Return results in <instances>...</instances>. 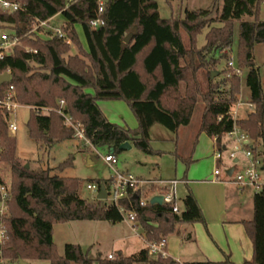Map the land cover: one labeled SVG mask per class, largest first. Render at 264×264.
<instances>
[{"label":"trees","instance_id":"obj_1","mask_svg":"<svg viewBox=\"0 0 264 264\" xmlns=\"http://www.w3.org/2000/svg\"><path fill=\"white\" fill-rule=\"evenodd\" d=\"M9 1L21 8L8 14L0 13V26L11 32L9 40L17 39V44L0 59V74H10L9 83L0 87V99L11 86L15 101L29 108L26 127L29 138L35 143L52 146L73 138V131L55 112L61 100L63 111L82 125L94 148L117 151L120 145L131 141L140 151L149 154V130L153 125L159 124L176 135L200 112L197 134L205 133L212 138L217 152L221 153L223 146L226 148V135L236 126L252 142V160L258 158L257 145L264 146V89L253 62V48L264 44V22L258 18L264 0H221V10L214 17L210 9H198L185 10L183 18L170 19L159 17L155 0H136L124 35L118 26L126 22L118 23L110 15L113 5L120 0H105L101 14L97 11L98 0ZM56 15L64 21L59 29L76 48L75 55H71L70 47L52 32L47 33L46 39L31 32L37 22L48 21ZM244 16L252 21L239 24L235 65L247 71L244 83L253 111L245 119L235 120L230 113L239 101L240 78L233 74L214 82L210 73L220 60L230 58L233 23ZM97 18L103 25L92 29L89 24ZM213 23L221 26L209 27L205 44L198 48V35ZM75 26L81 28L86 48ZM133 27L137 31L125 44L123 39ZM182 33L187 39L186 45ZM224 50H228V54H219ZM98 101L125 102L136 119L137 128L131 130L107 122L97 106ZM44 108L51 111L42 113ZM182 161L186 168L190 165V158ZM0 164L10 172L7 211L0 218L6 235L0 244V261L178 264L160 256L149 259L147 247L129 257L118 253L113 260L107 257L92 260L78 245L66 244L63 256H59L52 240L54 224L70 221L116 224L122 222L123 217L116 207L106 206L103 201L83 200L81 180L59 177L50 169L25 168L16 156V139L8 134L7 114L1 108ZM71 166L72 157H69L55 170ZM260 170L264 172V158ZM93 183L108 185L104 180ZM0 184H4L1 179ZM144 192V187L136 192L129 189L119 205L126 213L136 215L135 226L149 244L176 234L178 224L204 223L191 192L177 204L179 214L171 212L172 204L140 206ZM242 224L253 250L247 264H264V185L252 197V218Z\"/></svg>","mask_w":264,"mask_h":264},{"label":"rangeland","instance_id":"obj_2","mask_svg":"<svg viewBox=\"0 0 264 264\" xmlns=\"http://www.w3.org/2000/svg\"><path fill=\"white\" fill-rule=\"evenodd\" d=\"M103 2L105 3V0H103ZM155 2L161 19L183 18L185 10L192 11L198 9H210L212 11V17H214L217 12H220L222 6L221 0H155ZM134 8L131 0H120L112 7L110 13L111 17L116 19L118 23L120 21L126 22L123 25L119 23L120 26H118V30L122 35L126 33V25H130L131 23ZM258 18L260 21L264 22V2L259 7ZM241 21H252V18L244 16L240 21H234L231 56L229 59L220 60L218 65L211 68V70L213 69L211 73H214L211 80L214 82H219L224 77L233 75L234 70L238 69L235 64L239 24ZM57 23V19H54L52 22V24L56 26L58 25ZM213 26L220 27L221 24L213 23L212 26L210 25L202 30L197 37L198 48H201L205 44V35L209 27ZM76 28L78 33L82 35L81 28L79 26H76ZM10 33L9 29L0 26V37L3 34L9 35ZM182 37L186 45L187 39L183 33ZM68 46L71 50L70 54L75 55L77 50L74 45L70 42ZM219 54H228V50L221 51ZM253 62L255 67L258 68L261 82L264 84V44H257L254 46ZM229 63H232V67L229 66ZM238 70L240 74L236 76L240 78V93L238 97L240 98V100L238 99L240 113L237 117L241 119L244 117V113L249 111L247 104L249 91L244 83L247 71ZM202 76L203 73L199 75L200 80ZM87 93L91 94V91H87ZM97 105L100 106L102 114L106 119L113 124L120 127H127L131 130L137 128L136 119L125 102L98 101ZM199 116L200 112H197L191 123L186 127L180 128L176 135L159 124L153 125L149 130V154L140 151L131 141L128 142L129 149L118 148L117 151L113 149L108 150L107 148H94L90 145L84 146L81 141L74 138L59 141L52 146L37 144L28 136L26 123L29 118V108L27 107H19L16 110L14 120L16 131L11 133L8 130V134L16 139V156L24 164V167L27 165L28 168L31 167L33 169H50L53 174L59 177L81 180L82 187L80 190V197L92 203L95 200V196L86 189V185H95L93 182L97 180L108 181L113 174L112 169L108 168L103 161V158L107 154L114 155L117 161L114 166L115 170L120 173L130 174L138 180L159 182L183 178L185 173L184 165L181 161L176 160L175 152L183 156H187L188 153L191 152ZM224 143H226L227 151H221L222 163L218 165L222 176L225 174L228 167L233 166L231 160L228 158V153L233 149L234 143L227 138H225ZM251 144L252 142L250 141L249 145ZM257 146L259 153L256 159L259 162L257 170L260 175L258 184L262 186L264 185V172L260 170V167L264 158V146H260L259 144ZM216 153L217 151L213 150L207 136H205L204 133H200L193 155L196 162L192 164L186 172L187 178H193L191 176L194 171L193 169H196V167L200 169V172L209 170L210 163L216 159ZM236 156L239 158V164L235 166L233 177L237 173H241L249 165V160L244 158L240 152H237ZM69 157H72L71 167L64 168L61 171L55 170L58 165L65 162ZM0 179L6 188L10 189V172L4 164H0ZM151 186L153 189H150ZM151 186L144 187L145 192L144 195H142L144 200H148L157 194V190H154L157 188V184ZM185 194L186 188L183 185H177L176 198L178 205H180ZM107 204H109V202H107ZM2 225L4 227V223H2ZM52 230V240L59 256H63L64 246L66 244L78 245L81 251L87 254L88 258L92 260H96L98 257L106 258L108 255L114 256L118 253L124 257H129L138 253L144 247L140 239V229L134 227L133 223L128 220L126 215H124L122 222L116 224H110L105 221H70L66 223H56L53 225ZM157 257L158 256H149V259L152 260ZM3 263L15 264L8 260H4ZM26 264H49V262L33 260L26 262ZM93 264L96 263L94 262Z\"/></svg>","mask_w":264,"mask_h":264},{"label":"crops","instance_id":"obj_3","mask_svg":"<svg viewBox=\"0 0 264 264\" xmlns=\"http://www.w3.org/2000/svg\"><path fill=\"white\" fill-rule=\"evenodd\" d=\"M131 2L135 7L136 0H131ZM54 19L58 20L57 26L52 24ZM63 22L60 15L54 16L48 20L47 27L40 28L37 36L42 39L48 38L47 33L52 32V29L60 28ZM75 30L83 47L86 48L84 38L78 33L76 26ZM91 94H93L92 91ZM247 104L249 111H246L244 117L241 119H245L253 111L248 101ZM98 108H100V106H98ZM239 109L240 106L238 102L231 111L234 113L235 120H241L237 117L240 113ZM99 110L102 113L101 108ZM107 122L112 123L109 120H107ZM198 122L194 138V140L197 139V141L200 135L197 134ZM205 136L207 135L205 134ZM207 138L210 140L213 150H216L214 140L208 136ZM197 141L187 156H183L182 154L179 155L175 152L177 155L175 156L176 160L181 161L184 165L182 159H186L184 157L190 158V165L187 168L184 165L185 173L183 178L174 180L179 181L178 185H183L186 188V194L188 191L193 194L202 212L204 223L178 224L176 226L177 233L165 238L166 257L179 264L196 262H210L212 264H247L252 258L253 250L251 241L242 223L252 218V197L254 193L259 190V187H246L241 189L233 183L235 166L239 164V158H237L236 155L235 158L231 160L233 166L228 167L226 170L231 171L232 169L231 176H228L226 171L222 176L218 168V165L222 163L220 158L212 161L207 171L200 172V169L196 167V169H193L194 171L191 176L193 178L188 179L186 172L189 167L196 162L193 155ZM215 170L219 171L218 175L214 174ZM133 226L136 227L135 225ZM140 239L144 245L143 248H146L148 242L145 241L142 232L140 234Z\"/></svg>","mask_w":264,"mask_h":264},{"label":"built area","instance_id":"obj_4","mask_svg":"<svg viewBox=\"0 0 264 264\" xmlns=\"http://www.w3.org/2000/svg\"><path fill=\"white\" fill-rule=\"evenodd\" d=\"M103 0H98V14H101L103 11ZM21 6L17 3H14L9 0H0V13L1 14H8L14 11H17L20 9ZM48 21L44 22H37L31 32L38 35L40 28L47 27ZM90 27L92 29L98 28L103 25V21L100 18H97L95 20H92L90 22ZM52 33L57 36L59 39H61L65 44H70L69 39L64 36V34L61 32L59 28L52 29ZM1 42V48H0V59H2L11 49L17 44V39L9 40V36L6 34L1 35L0 37ZM28 52H31L29 50ZM229 66L232 67V63H229ZM234 75L240 74V71L238 69L234 70ZM59 107L55 111L62 119L63 123L67 128H70L73 131V138L81 141L84 146L90 145V142L85 136L84 128L82 125L78 122H75L72 120V118L66 114L64 110V102L59 101L58 102ZM20 107V105L15 101L14 98V92L13 88L10 86L3 99H0V108L7 114V125L8 130L11 133H14L16 131V125H15V114L16 110ZM51 110L49 109H41L42 113H48ZM234 118V113H230ZM226 138L230 141H233V149L229 151L228 158L229 160H232L235 158V155L237 152H240L249 160V165L241 172L237 173L233 177V183L243 189L246 187H260L258 184L259 182V172L257 170V166H259V162L257 160H252V151L249 139L247 136L242 133L236 126L232 128L230 132L227 133ZM224 151H226V148H224ZM216 159L221 158V153L217 152L215 155ZM104 163L107 165L108 168L112 169L113 174L111 178L108 180V185L106 188V199L103 201L106 206H114L118 209L120 214L122 215L124 219V215L127 216L128 220L133 223V225H136L135 218L136 215L134 213H126L124 209L119 205V201L124 199L127 195V192L129 189L132 190V192H136L139 189L151 186L154 184H157V194L154 196H160L162 197V203L164 204H172V210L171 212L173 214H179V208L177 205V198H176V187L179 183V181L171 180V181H159V182H151V181H143L138 180L135 177L131 176L130 174H124L120 173L117 170L114 169V166L116 165L117 161L113 154H107L103 158ZM215 175L219 174L218 170L214 171ZM98 185L89 184L86 185V189L91 192L95 196L98 194L99 191ZM152 198V197H151ZM150 198V199H151ZM150 199L144 200L142 197L140 199L139 205L144 207L147 204H150ZM7 200H8V189L4 184H0V218L3 217L6 214L7 211ZM109 202V204H107ZM5 228L3 227L2 223L0 225V244L5 239ZM165 239H162L158 243H151L147 245L148 253L150 256H161L163 258H166L165 253ZM108 260H113V255L107 256ZM0 264H4L3 261H0Z\"/></svg>","mask_w":264,"mask_h":264},{"label":"water","instance_id":"obj_5","mask_svg":"<svg viewBox=\"0 0 264 264\" xmlns=\"http://www.w3.org/2000/svg\"><path fill=\"white\" fill-rule=\"evenodd\" d=\"M136 31H137V28L136 27H133L132 28V31L125 36V38L123 39V42L125 44H128L129 41H130V38H131L132 34H135ZM213 74L214 73H211V75H210V78L211 79L214 76ZM9 81H10V74L9 73L0 74V87L3 84L9 83ZM119 148L120 149H129L130 147H129L128 143H123L122 145H120ZM223 150H224V148H223ZM25 168H28V166L26 165ZM231 173H232V169H231V171H226V174L228 176H231ZM105 199H106V188H105L104 185H100L98 194L96 195V200L104 201ZM149 203H150V205H161L162 204V197H160V196H153L150 199V202ZM19 263L20 264H26V263L22 262L20 259H19Z\"/></svg>","mask_w":264,"mask_h":264}]
</instances>
